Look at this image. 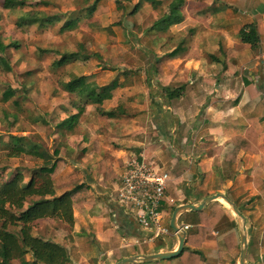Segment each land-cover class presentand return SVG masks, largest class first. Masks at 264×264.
<instances>
[{
  "label": "crops",
  "instance_id": "1",
  "mask_svg": "<svg viewBox=\"0 0 264 264\" xmlns=\"http://www.w3.org/2000/svg\"><path fill=\"white\" fill-rule=\"evenodd\" d=\"M32 1L45 3L43 0ZM94 2L80 7V16L74 14L72 4L60 12L36 14L40 20L30 24L41 28L59 24L60 32L73 30L81 16L86 21L92 12L98 11L100 0ZM141 2L145 9L151 5L146 0ZM179 11L181 17L177 23L160 29L154 22L161 15L158 16L156 9H146L152 14L153 21L150 26L141 22L138 66L142 72L137 76L138 81L137 77H134L135 81L131 78L128 70L125 71L127 76L113 75L102 82H97L95 70L88 67L82 72H73L72 76L82 75L92 86L115 82L110 97L99 105L76 101L75 92L63 89L74 97L68 102L71 108H62L71 109L68 115H76L70 126H57L68 115L55 124L56 131L61 134L69 131L70 134L66 144L61 143L63 152L58 156L62 165L56 178L60 177L64 184L74 180L78 184L86 182L87 189L82 188L76 194V198H82V203L77 200L72 203V226L61 221L66 227L57 228L49 220H43L48 218H42L50 224L34 233L64 245L70 264H111L127 255L176 248L178 238L171 228L160 237L149 238L148 232L113 199L112 192L123 164L132 154L142 155L159 167L162 164L174 169L168 173L166 187L163 213L166 226H169L172 208L176 205L197 203L208 193L221 191L229 185L227 180L218 186V166L217 170L212 169L218 152L213 153L211 149H217L233 136H249L256 149H240L238 157L246 156L250 161L248 166L253 165V168L258 161L264 160V0H179ZM70 21L74 23L73 27L61 29ZM248 23L256 24L258 41L255 46L240 38V29ZM75 51L82 57L71 62L99 63L90 55L93 51L87 53L80 46L65 52ZM142 80H149V83L141 84ZM162 88L173 90L171 97H167ZM162 96L165 102L159 103ZM148 97L153 99L148 100ZM120 101H124L125 106ZM114 108L118 115L113 117L98 111ZM125 111L149 117L150 125L143 118L135 120L134 114L126 115ZM160 122L164 130L159 132ZM155 124L159 126L158 131ZM149 133L156 136L151 138ZM66 152L71 153V160ZM195 160L200 169L197 173L201 174L196 180L204 176L200 188L204 193L185 196L183 179H187L188 168L179 169L178 166ZM261 175L264 176V172ZM210 177L215 181L208 187ZM218 200L225 204L222 198ZM206 207L207 204L203 209ZM190 213L188 210L179 214L177 224H191L185 220V215ZM184 244L188 245L186 241ZM170 259L172 257L146 263L182 264L181 257Z\"/></svg>",
  "mask_w": 264,
  "mask_h": 264
},
{
  "label": "rangeland",
  "instance_id": "2",
  "mask_svg": "<svg viewBox=\"0 0 264 264\" xmlns=\"http://www.w3.org/2000/svg\"><path fill=\"white\" fill-rule=\"evenodd\" d=\"M43 1L45 3L36 4L32 0H24L23 7H5L4 0H0V42L7 45L4 51H0V56H3L12 68L6 71L0 66V98L7 87L15 89L13 97L9 100L2 101L0 99V137L5 141L10 133L23 135L36 142L41 150L52 152L53 148L57 147L59 152H63L61 143L65 142L66 144V138L70 134L69 131L62 134L60 131H56L55 124L70 113L71 109L66 108H71L68 102L74 96L64 92L61 82L70 78L73 72H82L86 67L95 70L97 82L108 80L113 75H126V70L134 80V77L142 72L141 66H138V47L142 43L141 22L150 26L153 21L152 14L147 13L146 9H156L158 16L162 15L167 10L170 0H161L160 4L155 7L149 5L146 9L142 7L143 2H141L134 13L131 11L137 0H119L123 8H117L114 0H100L96 8L98 11L92 12L86 21H83L81 16L78 26L70 31L60 32L59 24L45 28L35 24L27 26L15 24V19L20 14L29 12V14L41 15L43 12L46 14L49 11L60 12L72 4L75 6L74 14L80 16L79 8L89 6L93 2V0ZM79 46L83 47L87 53L93 51L90 55L99 63L83 65L74 61L61 67L51 65V62L61 53ZM150 57L149 54L148 59ZM145 71L147 72V70ZM136 81H138V77ZM140 83L147 85L149 80H142ZM151 98L153 99V97H148V100ZM14 99L17 100V104L13 103ZM141 101L140 103H142ZM161 102H165L164 96L159 99V103ZM122 104L125 106L124 101ZM62 106H66V108H62ZM130 107V109L133 108L131 105ZM125 114L134 113L125 111ZM147 116L149 115L147 114ZM140 118L150 125L149 117L144 118L142 115L134 117L138 121ZM160 123V129L155 124L156 130L159 129V132L164 130L163 123ZM148 136L154 138L156 135L149 133ZM191 141L194 142L193 139ZM197 146H195L196 150ZM232 147L231 143H227L220 144L217 149H211L213 153L218 152V158L212 166L213 170H217L218 166V186L229 180V185L218 192L226 194L239 206L242 215L246 218L245 229L248 245L245 264H264V176L261 175L264 172V160L258 161L256 167L253 168V165L250 167V165L248 166L250 161L246 156L238 157V152L233 158L228 156ZM190 149L192 151L191 146ZM66 155L69 160L72 159L70 152H66ZM40 163V158L32 154L7 157L0 145V170H3L4 174L13 170H21L28 177L31 170ZM160 167L169 174H171V170L174 171L162 164ZM184 167L188 168L187 179H183L185 196L189 194L202 195L204 192L200 188L204 176L201 180H196L199 178L197 172L200 171L197 161H186L178 166L179 169ZM77 171L79 174V170ZM86 176L82 177L88 179ZM214 181L210 177L207 183L208 187ZM59 183L63 184L64 180ZM217 201L219 202L217 209L210 212L209 208L204 209L205 213L216 212L215 222L212 225L208 226L202 222H200L201 225L197 224L198 220L205 218L204 214L201 216L192 213L185 215V220L191 223L189 231H193L198 226L205 227L203 234H196L195 237L196 239L202 238V240L195 245L189 243V248L199 250L203 264H238L240 218L232 212L225 201V204ZM37 220L33 223V232L40 231L50 222L57 228L66 227L65 223L62 224L59 219H43L50 221L47 223L42 219ZM175 259L178 257H173L170 260Z\"/></svg>",
  "mask_w": 264,
  "mask_h": 264
},
{
  "label": "trees",
  "instance_id": "3",
  "mask_svg": "<svg viewBox=\"0 0 264 264\" xmlns=\"http://www.w3.org/2000/svg\"><path fill=\"white\" fill-rule=\"evenodd\" d=\"M146 1L150 2L154 7L161 3V0ZM114 2L117 8H123L119 0H114ZM140 2L141 0H138L134 4L131 13L137 10ZM94 3H96V0ZM24 4V0H4L3 5L5 7H22ZM180 17L179 0H171L168 3L167 11L155 20L154 25H158L160 29H167L169 25L177 23ZM38 20H40L38 15L34 13L29 14L28 12L20 14L15 24L25 26L30 23H37L36 21ZM73 25L72 21L68 22V24L65 22L61 26V29L71 28ZM239 33L243 42L250 43L251 46L256 45L258 34L255 23L244 25ZM6 47L7 45L0 42V51H4ZM79 57L82 56L76 51L65 52L58 59H54L51 65L60 67ZM0 66L6 71L12 69L3 56H0ZM85 79L82 75L72 76L67 82L62 83L61 87L70 93L75 92L76 101L83 102L84 104L92 103L99 105L104 99L110 97V90L115 86L114 81L102 86H92ZM162 89L165 91L167 97H171L173 90ZM14 93V88L7 87L2 92L0 99L7 101L13 97ZM13 103L17 104V100L14 99ZM80 106L82 107L83 104ZM116 109H98V111L102 115L113 117L118 115ZM75 115H68L57 126L60 128L63 125L70 126ZM253 142L249 136H233L225 141L223 145L227 143L232 144L233 147L228 152V156L233 158L240 149L254 151L256 148L253 146ZM0 145L7 157L32 154L41 160V163L31 170L28 177L21 170H13L5 174L3 170H0V264H70L67 248L61 243L34 233L33 223L37 219L54 218L72 226L74 220L72 203L74 200L82 203V198L77 197V199L76 194L82 188L87 189L86 182L80 184L75 183V181H67L68 184L59 183L62 180L60 177L56 178V175L62 165V161L58 156L59 150L57 147L53 148L52 152H48L45 149L41 150L36 142L29 140L26 136L11 133L5 141L0 137ZM57 189H59L58 193ZM218 203L217 200L211 201L207 203L206 208H209V212L213 211L218 208ZM238 208L240 209L239 206ZM190 212L193 215H205L203 220L197 221L198 225H201L200 222H202L209 226L215 222L214 216H216V212L205 213L204 209L190 210ZM204 228L198 226L193 231L187 230L185 241L188 245L184 244L181 252L175 256L181 257L182 264H203L199 250L191 249L189 245H195L202 240V238L196 239L195 237L199 233L202 235Z\"/></svg>",
  "mask_w": 264,
  "mask_h": 264
},
{
  "label": "built area",
  "instance_id": "4",
  "mask_svg": "<svg viewBox=\"0 0 264 264\" xmlns=\"http://www.w3.org/2000/svg\"><path fill=\"white\" fill-rule=\"evenodd\" d=\"M168 173L142 155L132 154L123 164L113 199L148 232L157 238L169 232L163 224ZM184 230L191 224H179Z\"/></svg>",
  "mask_w": 264,
  "mask_h": 264
},
{
  "label": "water",
  "instance_id": "5",
  "mask_svg": "<svg viewBox=\"0 0 264 264\" xmlns=\"http://www.w3.org/2000/svg\"><path fill=\"white\" fill-rule=\"evenodd\" d=\"M219 198H222L230 206L232 212L238 218H240V224L238 227L239 241H240L238 263L245 264V255L247 252V245H248L247 231L245 229L246 218L242 215L238 206L226 194L222 192H214V193L208 194L204 196L197 203H182V204L176 205L173 208L171 212L169 226L175 232L178 238V244L176 248L171 249V250H166V251L154 252L150 254L139 253V254L127 255V256H124L114 261L111 264H128V263H144V262L146 263V262H153V261L177 256L181 252L184 246L185 238L187 234V231L177 224L178 215L188 210H201L207 203L218 200Z\"/></svg>",
  "mask_w": 264,
  "mask_h": 264
}]
</instances>
